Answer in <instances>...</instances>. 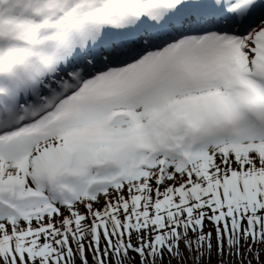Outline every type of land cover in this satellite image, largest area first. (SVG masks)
Segmentation results:
<instances>
[{
	"label": "snow or ice",
	"instance_id": "obj_1",
	"mask_svg": "<svg viewBox=\"0 0 264 264\" xmlns=\"http://www.w3.org/2000/svg\"><path fill=\"white\" fill-rule=\"evenodd\" d=\"M0 264H264V0H0Z\"/></svg>",
	"mask_w": 264,
	"mask_h": 264
}]
</instances>
